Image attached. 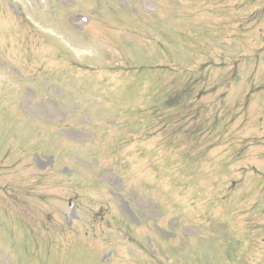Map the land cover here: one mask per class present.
<instances>
[{
	"label": "rangeland",
	"instance_id": "374dc122",
	"mask_svg": "<svg viewBox=\"0 0 264 264\" xmlns=\"http://www.w3.org/2000/svg\"><path fill=\"white\" fill-rule=\"evenodd\" d=\"M263 45L264 0H0V264H264Z\"/></svg>",
	"mask_w": 264,
	"mask_h": 264
}]
</instances>
